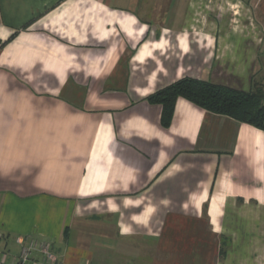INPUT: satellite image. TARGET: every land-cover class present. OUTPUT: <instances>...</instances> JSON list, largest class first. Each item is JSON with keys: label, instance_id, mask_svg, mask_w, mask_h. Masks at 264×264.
Masks as SVG:
<instances>
[{"label": "crops", "instance_id": "crops-1", "mask_svg": "<svg viewBox=\"0 0 264 264\" xmlns=\"http://www.w3.org/2000/svg\"><path fill=\"white\" fill-rule=\"evenodd\" d=\"M183 77L264 84V0H0L1 262L264 264V131L184 98L164 128Z\"/></svg>", "mask_w": 264, "mask_h": 264}, {"label": "trees", "instance_id": "trees-1", "mask_svg": "<svg viewBox=\"0 0 264 264\" xmlns=\"http://www.w3.org/2000/svg\"><path fill=\"white\" fill-rule=\"evenodd\" d=\"M177 98L264 131V84L260 82L253 81L250 91L243 92L201 79L180 78L147 97L150 104L161 107L164 128L171 122Z\"/></svg>", "mask_w": 264, "mask_h": 264}, {"label": "built area", "instance_id": "built-area-1", "mask_svg": "<svg viewBox=\"0 0 264 264\" xmlns=\"http://www.w3.org/2000/svg\"><path fill=\"white\" fill-rule=\"evenodd\" d=\"M16 241L21 245L20 254L18 259L10 264H29L33 252H38L41 255L39 264H60L57 256L51 251L50 243L39 242L33 238H29L26 243L22 238H18ZM0 264L5 263L0 261Z\"/></svg>", "mask_w": 264, "mask_h": 264}, {"label": "rangeland", "instance_id": "rangeland-1", "mask_svg": "<svg viewBox=\"0 0 264 264\" xmlns=\"http://www.w3.org/2000/svg\"><path fill=\"white\" fill-rule=\"evenodd\" d=\"M214 1H216V0H214ZM208 9L211 11L210 14H211L212 18L213 17H215V18L222 17V16L230 14L231 19H233L234 11L232 10V7L228 4L226 5L225 8L223 6H219V5L215 4V5L210 6ZM237 11H238L237 17L238 16L241 17L240 19L242 21H249L248 16H247L248 14L245 12V10L243 8H241V6H239V9ZM221 12H226L227 14H222Z\"/></svg>", "mask_w": 264, "mask_h": 264}]
</instances>
